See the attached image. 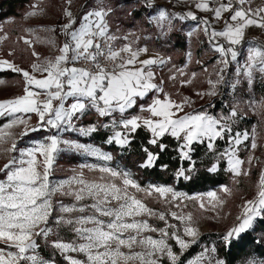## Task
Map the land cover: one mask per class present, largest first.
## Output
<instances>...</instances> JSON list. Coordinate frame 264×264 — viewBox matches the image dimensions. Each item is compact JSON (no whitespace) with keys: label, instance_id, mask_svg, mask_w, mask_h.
Here are the masks:
<instances>
[{"label":"snow or ice","instance_id":"6c2138e0","mask_svg":"<svg viewBox=\"0 0 264 264\" xmlns=\"http://www.w3.org/2000/svg\"><path fill=\"white\" fill-rule=\"evenodd\" d=\"M67 2L71 4V0ZM251 2L192 0L191 6L212 14L209 18L198 17L191 10L170 12L158 7L155 0H136L139 10L146 13V23L157 29L158 35L172 31L176 22L191 20L196 22L193 31H202L206 36L218 58L216 79L208 80L206 92H197L201 97L217 96L221 87L235 93L241 85L251 88L257 76L264 78V43L245 42L248 28L264 29V8L253 9ZM32 7L28 16L43 11L37 5ZM113 11L106 0H94L78 16L66 8V22L59 26L64 37L58 46L59 54L40 60L33 50L37 60L31 70L0 59V70L7 68L21 74L25 83L22 95L0 101V117L10 118L0 125V150L9 154L0 167V264H227L215 258V246L184 259L186 252L199 243L193 215L184 211L185 201H198L199 208L205 209V198L218 200L215 191L189 196L171 185L141 186L129 170L113 165L110 152L79 139L103 130L108 133L105 144L127 151L136 133L144 130L148 138L141 147L142 169L157 166L161 153L168 148L164 138L171 137L177 141L179 160L187 162V167L182 163L175 170L176 180L190 181L195 176L197 145L205 148L208 173L218 172L221 163L226 162L225 170L234 177L248 175L242 167L246 162L238 153L249 139V132L235 128L243 119L239 109L242 101L234 100L227 112L218 114L208 110L214 107L211 104L186 112L185 107L192 102L187 97L177 102L165 92L164 81L157 82V69L171 58L157 55L140 59L148 52L147 46L138 45L135 32L121 34L119 28L112 30L109 17ZM218 22L223 23L220 29L215 27ZM28 31L40 40L35 30ZM21 39L32 47V40ZM46 42L55 44L51 38ZM245 43L241 63L239 46ZM233 64L236 67L230 77ZM173 69L170 80L185 75L183 68ZM180 82L186 85L191 80ZM253 103L250 101V106ZM255 103L264 109V99ZM89 113H95V122L78 123ZM33 114L37 118L34 125ZM17 127L22 129L18 134L13 132ZM34 133L44 135L30 146H21L20 141ZM73 133L77 138L65 135ZM217 141H225L226 147L219 150ZM9 142L10 146L4 147ZM256 147L253 136L251 149ZM65 152L94 158L99 163H81L70 176L55 180L54 164ZM251 160L249 157L247 163L251 164ZM160 167L167 170L168 165ZM86 171L96 175L89 179ZM222 190L230 191L227 186ZM147 198L162 204L163 210L149 207ZM241 209L235 225L220 237L225 247L252 229L257 218H264V171L255 197L245 200ZM153 218L163 226L151 224ZM41 242L53 250L52 255L42 254ZM247 264H264V260L250 259Z\"/></svg>","mask_w":264,"mask_h":264},{"label":"rangeland","instance_id":"374dc122","mask_svg":"<svg viewBox=\"0 0 264 264\" xmlns=\"http://www.w3.org/2000/svg\"><path fill=\"white\" fill-rule=\"evenodd\" d=\"M106 3L109 5L112 4L111 0H106ZM94 4V0H71V4H68L67 0H32L30 4L25 8L22 14L16 18H7L5 20H1L0 22V59H7L9 61L14 62L20 68L25 70H31V65L33 62L37 60L36 57L32 55V51L34 50L36 53L39 54V59L43 60L45 58L54 57L58 55V46L63 42L64 37L59 32V26L63 24L65 21V17L63 15L64 10L67 8L72 11L73 15L76 16L78 9H85V6H90ZM131 4L136 5V0ZM155 4L158 7H163L169 10L170 12H174V0H155ZM192 4V0L188 3ZM33 5H37L39 9L43 11L35 16H28L27 13L33 11ZM251 7L253 9L257 8H264V0H252ZM198 17H211V13L206 14H196ZM227 15V14H225ZM187 27L185 29L186 38H188L189 48L185 52V62L182 65H178L174 62L171 54H164L157 51H150L146 54H142L140 59H146L150 57H155L159 55L163 58H171L170 61L164 65L163 67L157 69V82L159 80H163L164 90L168 93L172 99L176 100L177 102L182 101L185 97H187L192 103L190 106L185 107L186 112H191L193 110H200L204 108H208V106L214 105L212 108H208V110L214 114H218L220 112H224L222 108H217L219 101L223 103V106L231 105L234 100L242 101L239 104V109L244 115H248L249 117H253L254 122L251 125L252 127L249 132V139L245 141L244 145L241 146L240 150H245L244 157H241L238 153L239 157L244 160L246 163L242 167L248 170V175L250 176L253 168L259 169V176L256 177L254 180V186H252L251 180L245 182L242 187H239L240 184V177H235V184H231V186L221 185L217 188V190H209L215 191L217 193L218 200L217 201H209L208 198H205L204 202L206 204L205 209L199 208V202L195 200H186L185 203L187 205L184 208L185 212H191L193 215L194 226L198 228L199 231V251L196 252L192 257L199 254L203 251L204 248H211L214 245V239H220L221 235L224 234L229 228L235 225L237 216L241 213V206L245 200L253 199L257 192V183L260 177L261 172L264 170V109L260 108L258 102L259 100L253 96L252 87L251 88L241 85L240 88L233 93L231 88L228 87H221L219 89V95L217 96H199L197 92H206L209 89L208 80L216 79V67L215 61L218 58V54L212 51L209 46V49L206 48L205 54H202L198 60L196 61L200 67L196 68L193 66L192 61L195 59L192 57V52L194 45L202 44L203 41L208 44L206 36L203 34L202 31H193L195 28L196 22L188 20ZM111 25V24H110ZM112 26V25H111ZM118 25L113 24L112 30L115 31L117 28L120 29V33H128V32H135L136 36L138 33L136 32L137 29L133 28H124ZM217 29L223 27L222 22H218L215 24ZM32 29L35 30V35L40 37V40L37 41L33 34L28 30ZM48 29H56L55 32L47 31ZM252 34L245 36V42L255 40L258 43H264V39L257 36V33H261L260 30L256 29L255 27L251 28ZM192 32V35L189 36L188 33ZM262 34V33H261ZM167 35V34H166ZM163 35V36H166ZM261 36V35H260ZM21 37L28 38L33 41L32 47L25 44ZM148 37V36H147ZM146 37V38H147ZM51 38L55 41V44H49L46 41ZM123 43L122 41H118L117 44ZM138 45L139 40H138ZM209 45V44H208ZM143 47V46H141ZM247 43L240 46V56L238 59L241 63H243L245 54H246ZM12 53V55H9ZM190 54V58H189ZM194 55V53H193ZM178 55L176 58H179ZM192 57V59H191ZM199 61V63H198ZM173 66L175 68H183L185 75L179 76L177 75L176 80H170L169 77L172 74L170 70H173ZM236 65L233 64L232 67L229 69V76L231 77L235 71ZM207 69L206 71L204 69ZM0 72H7L9 73L5 77H0V101H4L7 99L14 98L16 96L22 95L23 90L25 87V83L23 77L19 73H14L11 70L5 68L0 70ZM195 74L193 76L192 74ZM260 78L259 76L256 79ZM181 80H191L190 84L182 85ZM254 102L252 106H250L249 102ZM4 118V117H0ZM5 122L10 119L5 117ZM36 116L32 115L31 124H35ZM4 122V123H5ZM82 123V122H78ZM3 125V124H2ZM22 129L17 127L13 129L14 133H19ZM253 130L254 133H253ZM244 131V130H243ZM69 135L70 138H75L73 135ZM253 136L255 139V143L257 147L253 150L251 149V143L253 140ZM42 138L40 137H29L25 138L20 141L21 146H30L34 140H38ZM77 138V137H76ZM81 141V140H80ZM83 142V141H81ZM89 143V142H87ZM97 145V144H95ZM10 142L5 144L4 147H9ZM99 146V145H98ZM104 149V148H103ZM105 150V149H104ZM107 151V150H105ZM109 152V151H108ZM111 153V152H110ZM71 154H74L79 157V159H71ZM112 154V153H111ZM64 155V156H63ZM67 155V156H66ZM252 157L251 164H248V158ZM9 158V154L0 150V167L7 162ZM99 163L95 161L94 158H86L79 154L72 153V152H65L58 156L55 164H54V175L53 179H63L72 174V170L76 169L81 163ZM95 173H88L86 171V176L91 179ZM242 176V175H240ZM227 186L230 191L228 193L223 192L222 188ZM245 186L247 187L245 189ZM146 187V186H145ZM177 190V189H176ZM180 191V190H177ZM196 193V194H188L189 196H196L198 194L207 193ZM183 192V191H180ZM67 202V198H64ZM146 203L149 207L153 209L163 210L164 206L160 203H157L155 200L151 198L146 199ZM256 221V220H255ZM254 221V223H255ZM150 223L161 227L163 226L162 222L157 221L156 219H151ZM178 223V222H177ZM216 234L218 237L212 236V234ZM204 235L207 237L201 241ZM178 250V249H177ZM215 258L217 257V253L214 254ZM191 258V257H190ZM220 258V257H219ZM222 259V258H221ZM250 259H255L257 261L264 260V258L252 257ZM247 260V261H249ZM247 261L244 264H247Z\"/></svg>","mask_w":264,"mask_h":264},{"label":"trees","instance_id":"16d2710c","mask_svg":"<svg viewBox=\"0 0 264 264\" xmlns=\"http://www.w3.org/2000/svg\"><path fill=\"white\" fill-rule=\"evenodd\" d=\"M32 0H0V22L7 18L19 17L25 8L30 4ZM110 5L114 11L109 17V22L121 26L124 28L137 29L139 37L140 46H147L150 51H157L164 54H171L174 62L178 65H182L185 62V52L189 48L188 38H186L185 29L187 27V21L176 22L175 27L172 31L168 32L166 36L158 35V30L146 23V13L139 10V6L131 4L134 0H111ZM85 9H78L76 16L80 15ZM129 11L133 12V15H129ZM148 36V37H147ZM147 37V38H146ZM192 57L195 58L192 61L193 66L196 68L200 67L197 64L198 58L205 54V49H209V45L203 41L202 44L194 45ZM240 48V46H239ZM194 53V55H193ZM178 55L179 58H176ZM191 57V59H192ZM9 73L0 72V77H5ZM253 96L256 99H264V78L255 79L252 87ZM227 105L223 106L222 101L218 103L217 108H222L224 112L228 111ZM5 117L0 118V125L4 124ZM97 117L95 113H89L81 121L83 124H89L95 122ZM254 119L248 115H244L243 119H240L235 125L236 130L243 131L245 129L250 130L252 127ZM108 133L101 130L100 132L94 134L92 137H79L83 142H89L97 144L104 148L105 150L112 153L114 157L113 165L119 166L121 168H126L129 170L137 182L141 186H147L148 184H165L171 185L175 189L183 191L188 194L202 193L209 190H217L221 185L231 186L233 184L235 177L225 169L227 168L226 162H222L220 169L216 173H208L206 171V164L208 157L205 156V148L201 145H197V151L194 153V159L197 160V172L192 180L183 181L174 179L175 170L181 166L187 167V162H181L178 158L176 152L177 141L171 137H165L164 143L168 145V148L161 153L160 159L157 161V166L151 169H142L139 167V163L143 160L144 154L141 151V147L146 145L148 133L144 130H139L131 147L127 150H121L119 146L108 145L104 143L105 136ZM44 133H34L30 137H42ZM73 137L76 134H70ZM77 137V136H76ZM75 137V138H76ZM226 147L225 141H217V148L223 150ZM153 151H158V149H152ZM245 150H240L239 154L244 157ZM64 156V155H63ZM67 156V155H66ZM71 159H79L78 156L71 154ZM167 164V170L161 169L160 165ZM251 175L239 176L240 184L242 187L245 182L251 180L252 186H254V180L259 176V169L253 168L251 170ZM235 184V182H234ZM247 187L245 186V189ZM212 234V233H211ZM214 237H218L216 234H212ZM207 235H204L201 241H203ZM264 218H257L253 228L242 234L237 240H234L230 247H225L221 239L215 240L214 245L217 248V257L224 259L227 264H244L249 258L258 257L264 258ZM200 243V242H199ZM199 243L192 246L185 254L184 259L192 257L196 252L199 251ZM41 252L45 257L52 255L53 250L49 247L43 246ZM59 260V257L56 256Z\"/></svg>","mask_w":264,"mask_h":264},{"label":"crops","instance_id":"0c3cea01","mask_svg":"<svg viewBox=\"0 0 264 264\" xmlns=\"http://www.w3.org/2000/svg\"><path fill=\"white\" fill-rule=\"evenodd\" d=\"M191 0H187V2H184V0H174V11L176 13H184L186 11H193L194 13L200 15V14H206L208 12H201L199 10H197L195 7L191 6L192 4H188ZM252 27L248 28L246 30V34L245 36L247 35H251L252 34V30H251ZM256 29L260 30V32L262 33H257V36H259L260 38L262 37L264 39V29H261V28H258V27H255ZM261 35V36H260Z\"/></svg>","mask_w":264,"mask_h":264},{"label":"built area","instance_id":"2783aa9c","mask_svg":"<svg viewBox=\"0 0 264 264\" xmlns=\"http://www.w3.org/2000/svg\"><path fill=\"white\" fill-rule=\"evenodd\" d=\"M264 171V170H263Z\"/></svg>","mask_w":264,"mask_h":264}]
</instances>
